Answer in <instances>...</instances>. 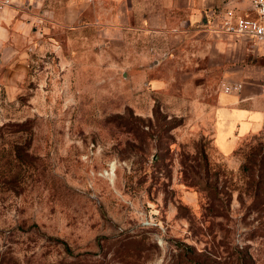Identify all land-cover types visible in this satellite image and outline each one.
<instances>
[{
	"label": "rangeland",
	"instance_id": "374dc122",
	"mask_svg": "<svg viewBox=\"0 0 264 264\" xmlns=\"http://www.w3.org/2000/svg\"><path fill=\"white\" fill-rule=\"evenodd\" d=\"M24 5L0 56V264H264V46L220 26L251 9Z\"/></svg>",
	"mask_w": 264,
	"mask_h": 264
},
{
	"label": "crops",
	"instance_id": "0c3cea01",
	"mask_svg": "<svg viewBox=\"0 0 264 264\" xmlns=\"http://www.w3.org/2000/svg\"><path fill=\"white\" fill-rule=\"evenodd\" d=\"M29 1L9 0L12 4L9 3L0 7V56L6 59V66L12 61L7 59V57L12 51L17 52L16 48H14V41L16 39L20 40L23 34L27 33L28 27L25 26L23 20L26 17L23 14V6H25L24 2ZM37 1L41 3V0ZM162 2L165 8L184 10L190 13L192 20L198 19L204 12H216L220 8L224 10L233 9L237 12H242L246 8L251 9L250 0H162ZM2 3L3 0H0V4ZM30 9L31 11L38 9V5L32 3Z\"/></svg>",
	"mask_w": 264,
	"mask_h": 264
},
{
	"label": "built area",
	"instance_id": "2783aa9c",
	"mask_svg": "<svg viewBox=\"0 0 264 264\" xmlns=\"http://www.w3.org/2000/svg\"><path fill=\"white\" fill-rule=\"evenodd\" d=\"M251 12L246 15H234L227 13L221 23V27L229 34L237 35L248 40H255L264 44V0H250ZM9 4V0H4L0 5ZM224 91L226 93H238L243 88L240 81L225 82ZM262 96L264 99V83L262 86Z\"/></svg>",
	"mask_w": 264,
	"mask_h": 264
},
{
	"label": "water",
	"instance_id": "95a60500",
	"mask_svg": "<svg viewBox=\"0 0 264 264\" xmlns=\"http://www.w3.org/2000/svg\"><path fill=\"white\" fill-rule=\"evenodd\" d=\"M203 21H204L205 23H207V21H208V20H207V18H206V17H204Z\"/></svg>",
	"mask_w": 264,
	"mask_h": 264
}]
</instances>
